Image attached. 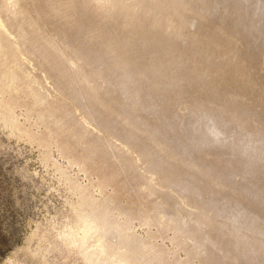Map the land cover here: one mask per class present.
<instances>
[{
  "label": "rangeland",
  "instance_id": "1",
  "mask_svg": "<svg viewBox=\"0 0 264 264\" xmlns=\"http://www.w3.org/2000/svg\"><path fill=\"white\" fill-rule=\"evenodd\" d=\"M167 1L0 0V15L14 18L25 12L26 20L47 39L58 41L72 56L85 60L91 77L104 91L115 80H138V74H144L145 81L138 80L133 89L127 88L121 100L128 103L131 92L147 90L149 98L145 99L153 100L154 89L170 90L172 96L167 98L165 93L169 102L163 108L174 110L167 117L199 118L201 114L193 113L196 108L189 98L176 96V91L180 84L187 88L201 85L203 74H213L219 66L238 77L242 69H236L235 53L245 58L252 80L264 86V0H185L186 7L178 10H172ZM9 28L0 30V264H89L87 254L96 245L84 242L81 209L92 200L113 198L135 212L154 214L153 196L145 189L147 164L137 160V154L116 135L98 132L97 124L87 120L82 102L69 96L70 89L67 96L55 90L67 83L55 79V87L49 84L47 74L53 65L40 60L36 54L42 52L40 49L29 50L20 42L18 28L11 24ZM188 32L207 43V59L199 62V72L183 64L192 58L191 47L183 42L190 37ZM214 32L223 35L217 39ZM172 35L179 40H168ZM201 58L199 54L196 62ZM13 65L49 94L50 106L35 105L6 88L3 73ZM119 110L140 118L131 114L129 107L119 106ZM48 113L52 118L48 119ZM56 120L62 121L63 128H57ZM249 120L243 124L248 125ZM158 121L168 124L166 118ZM205 123L211 125L210 121ZM118 124L120 131L126 132V126ZM145 124L141 126L147 132L156 133L157 129ZM141 137L153 148L145 133ZM114 146L124 159L116 157ZM243 149L236 153L226 147L220 153L216 148V152L225 159L234 158L222 175L239 183L244 199L251 200L254 208H235L230 193L214 190L200 198L197 208H187L194 212L204 209L212 217L223 238L220 252L229 255L228 264H264V155L261 150L253 153ZM168 189H162L164 194ZM168 197L176 199V194ZM168 197L162 198L170 201ZM208 201H216L230 217H220ZM133 229L145 240L153 233V244L170 264L179 260L202 264L199 259L184 261L189 254L177 249L171 239L173 230L158 234L155 227L138 221Z\"/></svg>",
  "mask_w": 264,
  "mask_h": 264
},
{
  "label": "bare ground",
  "instance_id": "2",
  "mask_svg": "<svg viewBox=\"0 0 264 264\" xmlns=\"http://www.w3.org/2000/svg\"><path fill=\"white\" fill-rule=\"evenodd\" d=\"M8 2L10 3V0ZM167 3L172 5V10L186 7L185 0H168ZM18 14L19 17L14 18L0 15V30L10 29V24L18 28L20 42L29 50L40 49L42 52H36L40 60L53 65V69L47 74L48 83L55 87V79L61 82L64 80L67 86L55 87V90L67 96L69 93L66 91L70 89L69 96L82 102L87 120L97 124L95 128L98 132L116 135L133 154H137V160L147 164L146 174L149 177L145 178V189L153 196L154 214L135 212L131 208L123 207L113 198H106L104 202L92 200L81 209L86 229L84 242L86 245H96L95 249L87 254L89 264H170L163 251L153 244V233L147 240L136 234L133 229L135 221L148 228L155 227L158 234L173 230V243L178 250L189 254L184 261L199 259L202 264H228L229 255L220 252L223 238L212 217L204 209L194 212L187 207L195 208L199 205L200 198L210 190L230 193L234 197L235 208L255 206L251 200L248 202L244 199L245 195L238 186L239 183L234 182L230 176L222 175L234 158L231 156L230 159H225L226 156L220 154L226 147H232L236 153L247 148L253 153L261 150L264 155V86L252 80V70L246 66L243 60L245 58L237 53L233 57L236 69H242L238 77L229 74L224 69L226 67L219 66L218 71L213 74L206 71L199 86L187 88L183 84H180V87L176 85L179 87L176 96L188 97L191 105L196 108L195 112L191 108L193 113L201 115L197 119L180 115L171 118L167 117V114L173 111L174 107L163 108L168 105L167 98L172 96L170 90L154 89L151 95L153 100L145 99L149 98L148 90L146 93L131 92L130 101L125 103L121 100V95L128 93L127 88L133 89L136 81H145L144 74L135 76L138 80H115L113 86L104 91L97 80L91 77L88 72L89 65L85 60L72 56L59 46L58 41L47 39L38 27L26 20L25 12ZM155 20L153 18L152 22ZM12 34L16 36L14 32ZM219 34L223 35L220 32L215 33L217 39ZM187 35L190 37L183 39V42L191 47L189 54L192 58L190 63L186 60L183 64L192 65V70L199 72V62L207 59V43L198 40L192 32ZM168 40L177 42L179 38L172 35ZM46 48L57 55L48 54ZM217 51L221 52L219 49ZM104 52L103 50L102 53ZM2 54L0 44V61ZM199 54L202 58L196 62ZM1 68L3 67L0 62ZM3 77L10 92L29 98L35 105L50 106L49 94L16 65L9 67ZM182 89L188 91L185 93ZM165 93L168 94L167 98L164 97ZM119 106L129 107L130 113L133 112L140 118L137 120L121 112ZM50 118L51 114L48 116V119ZM165 118L168 124L162 125L158 120ZM248 119L250 123L244 125ZM56 121L57 128H63L62 121ZM208 121L210 126L205 123ZM118 123L126 126V132L120 131L121 126ZM145 123H149L150 129H157L154 130L156 133L147 132L141 126ZM144 133L151 140L153 148H149L141 137ZM114 147L116 157L124 159L119 147ZM216 148L220 149V153L216 152ZM137 160L133 158L135 163ZM241 163L245 167V164ZM167 187L169 189L164 194L162 189ZM172 194H176V199L168 197ZM162 197H168L170 201ZM209 206L215 209L220 217H230L228 211L220 209L216 201L210 202ZM177 264L185 263L179 260Z\"/></svg>",
  "mask_w": 264,
  "mask_h": 264
}]
</instances>
